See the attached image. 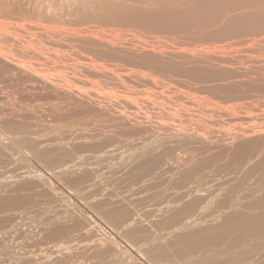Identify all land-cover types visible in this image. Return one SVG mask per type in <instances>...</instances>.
<instances>
[{"label": "rangeland", "instance_id": "obj_1", "mask_svg": "<svg viewBox=\"0 0 264 264\" xmlns=\"http://www.w3.org/2000/svg\"><path fill=\"white\" fill-rule=\"evenodd\" d=\"M0 199V264L224 249L264 206V0H0Z\"/></svg>", "mask_w": 264, "mask_h": 264}, {"label": "bare ground", "instance_id": "obj_2", "mask_svg": "<svg viewBox=\"0 0 264 264\" xmlns=\"http://www.w3.org/2000/svg\"><path fill=\"white\" fill-rule=\"evenodd\" d=\"M28 139V138H27ZM25 141V140H24ZM29 141V140H28ZM25 142H27V141H25ZM229 151V150H228ZM231 153V152H230ZM221 156V155H220ZM216 157V156H215ZM228 158V157H227ZM219 160V159H218ZM224 160V159H223ZM187 179V178H186ZM195 180V179H194ZM187 183H189L190 184V182H187ZM196 185V184H195ZM190 186H191V184H190ZM197 189V188H196ZM194 190V189H193ZM200 190V189H199ZM192 191V190H191ZM195 191H197V190H195ZM234 192V191H233ZM232 192V193H233ZM196 193V192H195ZM242 193H244V192H242ZM193 194V193H192ZM200 194V193H199ZM194 196H195V194H194ZM233 196V195H232ZM241 197V196H240ZM230 200V199H229ZM232 200V199H231ZM236 200V199H235ZM0 201H1V199H0ZM3 201V200H2ZM221 202H223V200L221 201ZM226 202V201H225ZM238 202H239V200H238ZM236 203V205H238L239 203ZM2 203V202H1ZM0 203V204H1ZM234 203V201L232 202V204H235ZM261 203V202H260ZM260 203L259 204H254V205H252L251 207L250 206H244L243 208H242V204H241V202H240V206H241V208H239L240 210H236V208L237 207H235V206H233L232 204L230 205V206H233L235 209V211L234 212H231V213H234L232 216H231V218L229 219V221L227 222V223H225V224H223L222 226L220 225V227L218 226L217 228H212V227H210V228H207V229H205V230H203L202 232H203V234H204V236H205V234H208V235H212L213 234V236L215 237V233L216 234H218V235H216V237L215 238H212V239H214V245H216V244H220L221 242V244L220 245H225V247H224V249H223V247L221 246H219L218 245V247L216 248H211L213 251H212V253L211 254H208V255H210V256H208V255H206L207 254V252L209 253V251L208 250H211L210 249V246H208L209 247V249L207 250V252H205L206 254H203L202 256L199 254V252L197 251L198 249H200V247L201 246H199V248H197V253L195 252V249H194V254L196 255V254H199V256H198V260L196 261V260H193V259H196V257L197 256H194V254H193V250L192 249H190V251H191V253H189V254H191L190 255V257H193L194 256V258H191L192 259V261H193V263H195V264H238V262H235V259H237V258H233L231 255V257L233 258H231L230 256H229V253L230 252H234L235 250V248H238L239 249V247H241L243 244H247L248 242L247 241H249V239H250V242L252 241L253 242V240H254V244H252V243H250L251 245L250 246H252V248L254 249H259V248H261V249H263L262 247L264 246V241L263 242H257V240L259 239L260 240V238L262 237V239H264V226H261L260 227V225H262V224H260L259 225V227H258V221H260L261 223L264 221V206H260ZM222 204V203H221ZM224 204H230V203H224ZM223 204V205H224ZM5 206H7V205H5ZM230 206H227L226 208H228L229 209V207ZM233 207H232V209H233ZM239 207V206H238ZM219 208H221L220 206H219ZM225 208V209H226ZM230 209H231V207H230ZM229 209V210H230ZM231 209V210H232ZM243 209V210H242ZM217 210H218V208H217ZM222 212H225V211H222ZM213 213V212H212ZM211 214V213H210ZM262 219H263V221H262ZM228 220V219H227ZM256 220H258L257 222H255ZM199 221V220H198ZM254 222V223H253ZM187 223V222H186ZM249 223L251 224V223H253L254 225L255 224H257V225H253V226H250L249 225ZM191 224V223H190ZM193 224V223H192ZM185 225H187V224H185ZM194 225V224H193ZM192 225V226H193ZM252 225V224H251ZM263 225H264V223H263ZM184 226V225H183ZM184 227H187V226H184ZM189 227V226H188ZM196 227V226H195ZM192 228V227H191ZM194 231V230H193ZM192 230H191V232L190 233H187L186 232V234H191V235H189V236H192V234H193V236H195V235H197V234H195L194 235V232H193ZM198 231H200V233L202 234V232H201V230H198ZM196 233H197V231H196ZM199 233V232H198ZM181 235H182V233H181ZM181 235H178V236H180L181 237ZM184 235H185V233H184ZM184 235H182V236H184ZM200 235V234H199ZM207 235V236H208ZM210 235V236H211ZM185 236H187V235H185ZM184 236V237H185ZM188 236V237H189ZM202 236V235H201ZM206 236V237H207ZM208 236L207 238H208V244L210 243L209 242V240L211 239V237H213V236ZM183 237V239L185 240H180L181 238H179L178 237V239H179V241L178 242H180L181 241V243H178V244H176L177 243V241H176V247H175V249L174 250H177L178 251V255H177V253L176 254H174L175 256H177V259H178V256L180 257V259H181V257L183 256V254H185V250H186V252H187V250H189V246H190V244H191V246L190 247H192V245H194V242H192L193 240L195 241V238H197L196 236H195V238L193 237V238H191V239H193V240H189V241H187L188 239H186V237L184 238ZM199 237V236H198ZM209 237H210V239H209ZM189 238V239H190ZM204 237H202L201 239H203ZM207 238H205L204 240H207ZM199 239H200V237H199ZM203 240V241H204ZM255 240H256V242H255ZM258 240V241H259ZM175 241H173V243L175 242ZM190 241H191V243H190ZM196 241L198 242V244H200V245H202V240H201V243H199V241L196 239ZM262 241V240H261ZM197 242H195L196 244H197ZM224 242V243H223ZM247 242V243H246ZM205 243H206V241H205ZM207 243H206V245H207ZM211 243H212V241H211ZM243 243V244H242ZM172 243H170L169 245H171ZM185 246H184V245ZM187 244V245H186ZM198 244L197 245H195V246H198ZM213 244V243H212ZM211 244V245H212ZM205 245V244H204ZM204 245H202V246H204ZM205 245V246H206ZM210 245V244H209ZM248 245V244H247ZM247 245H245V247L247 248H250L249 246H247ZM207 247V248H208ZM167 248V247H166ZM170 248L172 249L173 247H172V245L170 246ZM188 248V249H187ZM193 248V247H192ZM206 248V247H205ZM238 249H237V251H238ZM241 249H242V247L240 248V250L236 253V251L234 252V255H235V253H236V257H239V255H240V257H242L241 255H245V254H247L248 253V255H249V253L250 252H242L241 251ZM254 249V250H255ZM167 250V249H166ZM165 250V251H166ZM168 250H169V248H168ZM173 250V249H172ZM172 250H169V252L171 253L172 252ZM202 250V251H201ZM201 250H199L200 251V253L201 252H204V249H202L201 248ZM206 250V249H205ZM249 250V249H248ZM250 250H251V248H250ZM249 250V251H250ZM163 251H164V249H163ZM162 251V252H163ZM176 251V252H177ZM259 251V250H258ZM257 251V252H258ZM261 251V250H260ZM263 251V250H262ZM261 251V252H262ZM161 252V253H162ZM167 252V251H166ZM251 252H253V250H251ZM165 252H163L162 253V255L164 254ZM187 253V254H188ZM188 254V255H189ZM202 254V253H201ZM257 254V253H256ZM256 254H254V255H256ZM262 254H264V253H262ZM261 254V255H262ZM173 255V256H174ZM180 255H182V256H180ZM248 255H247V257H248ZM252 255V254H251ZM258 255V254H257ZM256 255V256H257ZM1 256V255H0ZM172 256V257H173ZM185 256H186V258H187V260H188V258H190V257H187V255L185 254ZM229 256V257H228ZM253 256V255H252ZM263 256L264 255H262V258H263ZM3 257V256H2ZM239 257V258H240ZM246 257V258H247ZM176 257H174V259H175ZM184 256L182 257V259L184 260H182L181 262H185V261H187V260H185L186 259ZM224 258V260H221V259H223ZM238 258V259H239ZM251 258V257H250ZM256 258V257H255ZM6 259V258H5ZM177 259H175V260H177ZM180 259H178L179 261L178 262H180ZM68 260V259H67ZM252 260V259H251ZM262 260V259H261ZM4 262L3 263H6V261L5 260H3ZM192 261H190V262H188L187 261V263L189 264V263H191ZM264 261V260H263ZM1 262H2V260H1ZM249 262V261H248ZM256 262H257V259H256ZM9 263V262H8ZM7 263V264H8ZM12 263H14V262H12ZM68 263V262H67ZM186 263V262H185ZM186 263V264H187ZM250 263V262H249ZM258 263V262H257ZM125 264V263H124ZM180 264V263H179ZM239 264H242V261L239 263Z\"/></svg>", "mask_w": 264, "mask_h": 264}]
</instances>
